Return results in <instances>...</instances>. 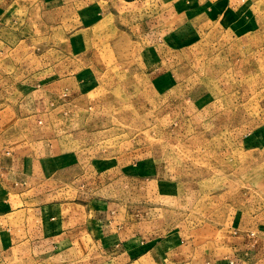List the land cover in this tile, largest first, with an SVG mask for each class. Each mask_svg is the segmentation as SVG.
I'll return each instance as SVG.
<instances>
[{"label": "rangeland", "instance_id": "1", "mask_svg": "<svg viewBox=\"0 0 264 264\" xmlns=\"http://www.w3.org/2000/svg\"><path fill=\"white\" fill-rule=\"evenodd\" d=\"M30 144L166 264L223 260L264 225V0H0V153Z\"/></svg>", "mask_w": 264, "mask_h": 264}, {"label": "crops", "instance_id": "2", "mask_svg": "<svg viewBox=\"0 0 264 264\" xmlns=\"http://www.w3.org/2000/svg\"><path fill=\"white\" fill-rule=\"evenodd\" d=\"M31 145L10 156L0 153V177L15 186L10 200L0 203V254L16 249L34 264H166L184 259L173 255L166 241L139 242L129 226L106 220L103 208L65 198L69 188L60 193L55 184L58 176L64 177L58 174V157H43ZM3 188L0 184V194ZM15 199L18 206L13 207ZM120 231H127L126 238ZM256 232L255 238L246 235L240 244L228 246L227 257L216 264H264V225Z\"/></svg>", "mask_w": 264, "mask_h": 264}]
</instances>
